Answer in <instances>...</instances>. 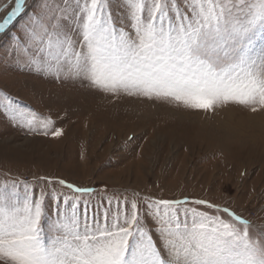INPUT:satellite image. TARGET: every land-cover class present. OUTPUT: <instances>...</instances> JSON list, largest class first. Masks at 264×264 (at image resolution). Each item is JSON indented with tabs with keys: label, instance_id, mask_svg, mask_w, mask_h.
<instances>
[{
	"label": "snow or ice",
	"instance_id": "snow-or-ice-1",
	"mask_svg": "<svg viewBox=\"0 0 264 264\" xmlns=\"http://www.w3.org/2000/svg\"><path fill=\"white\" fill-rule=\"evenodd\" d=\"M26 3L0 4V35L10 36L7 55L35 74L177 111L264 115V0ZM0 115L43 135L53 123L35 127L36 114L10 95ZM38 180L0 181V264H264V230L230 207L134 194L90 209L82 198L96 189Z\"/></svg>",
	"mask_w": 264,
	"mask_h": 264
},
{
	"label": "rangeland",
	"instance_id": "rangeland-1",
	"mask_svg": "<svg viewBox=\"0 0 264 264\" xmlns=\"http://www.w3.org/2000/svg\"><path fill=\"white\" fill-rule=\"evenodd\" d=\"M10 44V36L0 37V104L10 95L27 115L36 114L35 127L42 130L44 118L53 123L43 135L0 115V181L7 173L35 186L38 177H48L92 187L96 191L82 199L98 210L106 199L134 194L206 199L264 230V115L235 107L215 114L177 111L137 96L61 84L12 59ZM57 128L63 135L54 137ZM50 187L71 194L58 183Z\"/></svg>",
	"mask_w": 264,
	"mask_h": 264
},
{
	"label": "bare ground",
	"instance_id": "bare-ground-1",
	"mask_svg": "<svg viewBox=\"0 0 264 264\" xmlns=\"http://www.w3.org/2000/svg\"><path fill=\"white\" fill-rule=\"evenodd\" d=\"M27 3H28V0H27ZM27 3H26V5H27ZM2 35H0V37H1Z\"/></svg>",
	"mask_w": 264,
	"mask_h": 264
}]
</instances>
